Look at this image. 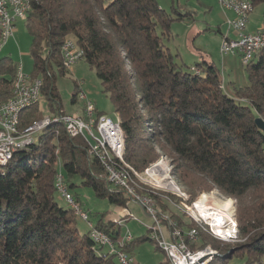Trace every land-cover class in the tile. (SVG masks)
<instances>
[{"label": "trees", "instance_id": "trees-1", "mask_svg": "<svg viewBox=\"0 0 264 264\" xmlns=\"http://www.w3.org/2000/svg\"><path fill=\"white\" fill-rule=\"evenodd\" d=\"M250 1L253 7L264 3ZM30 5L26 21L32 36L31 75L41 80L49 109L64 113L55 80L57 72L70 70L61 50L67 39H74L121 119L123 158L129 165L143 172L165 154L191 200L217 188L238 201L239 235L245 240L208 264H264V130L256 123L258 117L264 119V49L246 65L250 83L230 92L213 62L186 65L166 42L172 22L191 12H168L158 0H31ZM2 60L0 104L13 95L19 68L11 59ZM38 104L25 109L21 128L44 117L38 114ZM87 146L83 137H70L62 122L53 121L31 145L0 164V264H120L117 254L91 230L118 240L123 226L100 220L82 234L75 209L61 206L56 198L61 157L70 188L75 185L70 180L79 177L97 196L128 205L129 194L118 187L109 190L104 166L88 154ZM156 195L154 200L174 222H185L173 214L166 203L171 202ZM187 217L188 229L195 227ZM199 232L196 242L186 238L190 248L211 243L220 248L215 238ZM137 239L150 237H134L126 245L128 252ZM164 254L167 261L162 264H170Z\"/></svg>", "mask_w": 264, "mask_h": 264}, {"label": "rangeland", "instance_id": "rangeland-1", "mask_svg": "<svg viewBox=\"0 0 264 264\" xmlns=\"http://www.w3.org/2000/svg\"><path fill=\"white\" fill-rule=\"evenodd\" d=\"M158 2L162 8L166 9L168 12H173L174 14H177L175 10H179L183 14L191 12L190 17H186L185 19L181 20H174L172 22L171 37L166 41L172 52L179 54V59L184 64L192 65L202 61L203 59H210L220 69L222 77H224V86L228 91L231 92H234V86L241 87L250 83L248 71L246 66L242 63V58L239 55H222L220 52V45L222 43L223 37L228 32V25L226 22L229 18H234L233 12L227 11V9L222 6L220 0H158ZM15 24L16 26L13 35L10 36L6 42L0 43V61L2 59L5 61L11 59L15 63L19 64V67L22 68L23 73L31 75L34 72V58L31 55L32 36L28 31V23L26 19L18 18ZM263 27L264 3H259L256 4L254 9L250 12L248 29H254L257 31ZM67 40L76 42L74 39ZM69 66V72L65 74L57 72L55 80L56 87L61 97V105L64 112L71 115H77L78 117H86L85 111H87V109H84L86 101L80 98V90H82L87 94L88 100L95 103L99 111L115 117L118 113L115 110L112 100L104 92L103 84L97 76L96 70L91 68L86 59H79V61L73 66ZM2 76L3 73L0 70V78ZM16 86L17 85L15 83L13 94L16 93ZM41 95L42 96L38 104V114L39 116H44L40 118L42 120L47 118V116H52L54 113L49 109L50 102L48 97L45 95L43 96V94ZM74 95L77 97L76 101L73 99ZM11 97H13V95ZM10 98L8 100H10ZM40 132L41 131H37L35 133L34 140L38 138ZM31 144H27L26 146ZM162 157L166 158L167 161L164 160V162L169 165V167L172 166L170 173L172 176L173 165L171 159L167 155L165 156V154H161L159 158ZM63 168L62 158L60 157L58 172L62 173ZM172 178L174 179L179 190L184 192L183 194L187 193L189 195V197L186 199V203H184L187 204L189 207L188 209H191V211L196 210L199 215L200 209L198 203L200 200H203L204 196H208L206 203L211 200L214 207L219 208L220 206L225 209L226 204H229L230 209L234 207V209L231 211L235 213V218L237 220L236 214L238 201L236 199L227 197L219 189L214 188L209 191H203L195 199L191 200V195L188 191H186L185 187L181 186L179 178L176 179L174 175ZM149 179H152L151 181H156L155 184L158 182L154 178ZM71 182H74L75 184L70 188L71 193L78 201L80 207L89 215L88 221L84 220L82 216H80L75 210L76 214L78 215L77 226L80 233H87L93 226H96L100 220L108 223L110 221H118L121 219V212L124 207L112 204L107 197L97 196L94 189L91 186L84 185L79 177L72 178V180H70V183ZM176 191L177 189L175 188L171 189L169 192L162 191L171 195L173 201L172 203L174 204H169L165 199V201H163L166 202L167 205H169V208L173 210V214L181 217L185 221L183 223H187L188 227H191V221L187 217L189 214L186 212L188 209L183 204H181L182 199L178 200L179 197L177 198V196H175V194H178ZM172 192L175 194L173 195ZM156 196L162 198L160 195ZM56 198L61 206L65 208L70 207L69 203L65 198H63L62 193L59 191L56 193ZM193 201H196V203L190 206L189 204H191ZM161 205V203L157 204V206ZM129 207L138 219L131 218L128 220V222H126V224L118 223L123 226L122 234L130 230L136 238L145 234L150 237V239H143L140 241H138V239L135 240L129 251L130 254L134 257V260L137 264L164 263L167 261L164 254L165 251L163 250V252L156 245L157 242H154L155 239H151V234L148 231L147 225L145 224H151L153 222L152 218L148 215L144 207L138 203L131 201L129 203ZM183 209H186L185 213L187 215L183 213ZM169 215L171 216L170 213ZM179 223L183 224L181 222ZM195 225L196 223H194V226ZM209 235H211V233ZM212 237L214 238V236ZM238 237L239 240L233 242H225L222 241L223 239L221 240L215 238L218 241L217 244H219L220 248L214 246L213 243L210 242L212 245H196L193 247L191 246V249L197 250L196 252H198V250H200L198 248L211 247L216 253L214 258L218 256H224L225 254H222L223 251L233 248L234 246L243 243L245 240L241 238L240 235ZM234 262L236 261L233 260L232 264H234Z\"/></svg>", "mask_w": 264, "mask_h": 264}, {"label": "built area", "instance_id": "built-area-1", "mask_svg": "<svg viewBox=\"0 0 264 264\" xmlns=\"http://www.w3.org/2000/svg\"><path fill=\"white\" fill-rule=\"evenodd\" d=\"M222 6L226 9L234 11L235 17L228 19V27L230 31L234 32V37L227 34L224 35L220 51L222 54H239L242 58L243 64L246 66L253 58L256 48L260 44H264V31L262 29L256 32L248 31V23L250 13H243L241 0H220ZM31 9L28 0H0V16L4 21L8 22L10 36L13 35L15 29V22L18 18L26 19L28 12ZM62 53L65 55L68 64L72 66L77 63V57H73V52L68 43L62 46ZM22 83L20 90L16 97L12 98V103L3 107L0 111V158L4 152L10 149H20L24 145L31 144L35 138V133L38 128L44 123L40 124L36 129L27 132L15 131L14 108L18 100L35 99L41 97L42 85H35V78L32 75L23 73L22 68ZM80 98L84 99V109H87V117H78L67 113H54L52 116H47L49 119H63L71 126L74 137H83L87 142L88 154L92 157H97L104 166L106 172V179L110 184L109 188H116L125 190L129 196L130 201L121 212V219L117 223H125L131 219H138L134 212L129 207L131 201L138 203L152 218L153 222L147 224L148 231L151 238L160 240V244H165L170 247V253L173 260L177 264H202L206 257H198V252L185 251L182 247L183 235H190L193 241H196V233L188 231V224H175L165 214L163 207L150 205L140 198H137L131 190L127 189L121 182V176L116 174L111 166L106 163V156H112L114 151V135L112 119L109 114L99 112V109L94 102L88 100L87 94L80 90ZM96 134H104V141H96ZM60 188L63 193V198H68L71 202V191L67 185V180L64 175V168L60 175ZM78 210L81 211L82 218L88 221L89 215L80 206ZM177 227H184V234H177ZM97 238L108 245V249H114L117 252L120 264H137L134 257L126 250V245L134 239L133 233L128 230L118 240H114L109 234L104 231H96ZM229 236V233H226ZM208 252L206 251V256Z\"/></svg>", "mask_w": 264, "mask_h": 264}, {"label": "bare ground", "instance_id": "bare-ground-1", "mask_svg": "<svg viewBox=\"0 0 264 264\" xmlns=\"http://www.w3.org/2000/svg\"><path fill=\"white\" fill-rule=\"evenodd\" d=\"M28 1L31 3V0H28ZM241 3H242L243 13H250L254 8L250 0H241ZM0 26L2 29V42H6L8 38L10 37V33H9L8 22L4 21V18H2V16H0ZM66 43H68L69 47H71V50L73 52V57H77V60L81 59L83 56V50L78 48L77 45L74 43V41L72 42L71 40H67ZM263 49H264V44H260L256 48V51L253 54V58L250 59V62ZM16 78H17L16 80L17 86H16V91H15L16 93L13 94V97L17 96L20 90V84L22 83L21 67L18 68ZM35 85H42L41 80L35 79ZM13 97H11L10 100L0 104V111L3 110V107L12 103ZM40 99L41 97H35V99L18 100V102H16V107L14 108V119L16 122L15 131L16 132L31 131V130L36 129L40 124L44 123L41 127L38 128V131H42L47 125H49L53 121H60L62 122L66 133L70 137H74L71 126L67 124V122L64 121L63 119L47 120V118H44L42 120L41 119L34 120L30 125H28L25 128L20 127L21 116L23 112L25 111V109L35 106L36 104L39 103ZM85 112H86V117H87V111ZM109 116L112 119V125H113L114 151L112 153V156H106V163H108V165L111 166V168L116 174H119L121 176V182L125 185V187L131 190V192H133L137 198L145 200L146 203L150 205H155V206H156V202L152 194L163 196L169 202L172 203L173 201L170 197L171 195L169 193H165L162 191L169 192L171 191V189L175 188L177 189L176 193L178 194H175L174 192H172L173 195L175 194L176 196L181 197L182 198L181 204H183L188 209L189 207L185 203L189 195L187 193L183 194L184 192L179 190V188L175 184V181L172 178L173 175L172 176L170 175L172 166L169 167V165H167L164 162L166 158H163V157L159 158L155 162L151 163L150 166L147 167L143 172L136 171L131 165H129L124 160L123 154H124V149H125V134L122 128L121 119L118 115H116L115 117L111 115ZM96 141H104V134H96ZM16 150L17 149H10V150L5 151L3 156L0 158V164L8 163L14 157ZM60 175L61 173H59L56 178V186H57V190L60 193H62L61 188H60ZM149 178H154L155 180H157L158 185L155 184L156 181H151L152 179H149ZM109 190L112 191L113 189L110 188ZM207 198L208 196H204L203 200H200L198 203L199 209H200L199 215L196 210L191 211V209H188L186 211V209L185 210L183 209L184 212L185 211L188 212L189 216L196 222V226L189 228L188 231L190 233H196V241L198 239L200 230L205 231L208 234L211 233V235L214 236V238L216 239L218 238L221 240L223 239L222 241H225V242L238 241L239 240L238 222L235 218V213L231 211L232 209H234V207L230 209L229 204H226L225 209L220 206L219 208L214 207L211 200H209V202L206 203ZM65 199L69 203L70 207L74 208L79 215H82L81 211L78 210V204L75 201V197H73L72 194H71V202L68 200V198H65ZM165 214L167 217H169V219L173 223L177 224L170 218L169 214L167 213ZM96 231H99V230L93 229L91 231V235L101 244L108 246L106 243L102 242L100 238H97ZM226 233H229V236H226ZM177 234H184V231L180 227H177ZM186 238H189L191 241H193L190 235H183L182 247L184 248V250L190 251V252H196L197 250H193L189 247V244L187 243ZM155 239L157 240L160 247L167 253L171 263L177 264V261L173 260L171 256L170 247H168L165 244H160V240L157 238ZM198 249H200L198 250V257H206V259L204 260L202 264H208L216 255L214 249H212L211 247L198 248ZM110 251L117 254V252L114 249H110ZM206 251L208 252L207 256H206Z\"/></svg>", "mask_w": 264, "mask_h": 264}, {"label": "crops", "instance_id": "crops-1", "mask_svg": "<svg viewBox=\"0 0 264 264\" xmlns=\"http://www.w3.org/2000/svg\"><path fill=\"white\" fill-rule=\"evenodd\" d=\"M226 9V8H225ZM227 11H232V10H230V9H227ZM233 12V15H234V17H235V13H234V11H232ZM230 19V18H229ZM232 19V18H231ZM228 22V21H227ZM226 22V24L228 25V23ZM264 28V27H263ZM262 28V29H263ZM220 29V28H219ZM248 31H250V32H256V30H249L248 29ZM258 31V30H257ZM226 35V34H225ZM227 35L228 36H230V37H234V32L233 31H230L229 30V27H228V32H227ZM221 46V45H220ZM221 52V51H220ZM222 54V53H221ZM222 55H226V54H222ZM231 55H239V54H231ZM240 56V55H239ZM241 57V56H240ZM206 60H208V61H210V62H212L210 59H206ZM243 63V62H242ZM244 65V64H243ZM223 80H224V77H223ZM231 92V91H230ZM128 222V221H127Z\"/></svg>", "mask_w": 264, "mask_h": 264}, {"label": "water", "instance_id": "water-1", "mask_svg": "<svg viewBox=\"0 0 264 264\" xmlns=\"http://www.w3.org/2000/svg\"><path fill=\"white\" fill-rule=\"evenodd\" d=\"M256 123H257V125H258L261 129L264 130V119H263L262 117H258V118L256 119Z\"/></svg>", "mask_w": 264, "mask_h": 264}]
</instances>
